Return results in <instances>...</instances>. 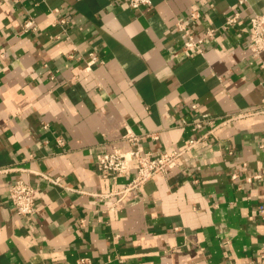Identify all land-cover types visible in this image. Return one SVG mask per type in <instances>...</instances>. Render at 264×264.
I'll list each match as a JSON object with an SVG mask.
<instances>
[{
    "label": "crops",
    "instance_id": "crops-1",
    "mask_svg": "<svg viewBox=\"0 0 264 264\" xmlns=\"http://www.w3.org/2000/svg\"><path fill=\"white\" fill-rule=\"evenodd\" d=\"M237 9L204 55L182 49L178 20L197 10L202 33ZM262 11L264 0H0V264H264V179H247L264 168V113L213 133L203 117L262 105L264 51L248 47ZM127 133L155 153L200 141L119 200L129 177H103L96 155L133 147ZM17 179L39 187L33 218L9 199Z\"/></svg>",
    "mask_w": 264,
    "mask_h": 264
},
{
    "label": "built area",
    "instance_id": "built-area-1",
    "mask_svg": "<svg viewBox=\"0 0 264 264\" xmlns=\"http://www.w3.org/2000/svg\"><path fill=\"white\" fill-rule=\"evenodd\" d=\"M128 6L133 9H142L145 6L151 5L152 0H124ZM243 4L244 0H240ZM200 17V13L194 10L186 20H178L176 22V30L183 36L182 49L185 52L193 54L204 55L206 51V44L217 33L221 31H229L236 27L241 19V9H237L233 14L226 17V19L218 26L210 27L202 33H196L192 27V23L196 22ZM251 34L248 39V47L251 54L255 58L261 57L264 51V11L254 13L250 17ZM25 28H34V22L27 20ZM97 60L95 52L90 53V59L87 61V69H91L93 64ZM195 108L196 105H193ZM264 113V99L263 103L259 107H253L248 109H242L232 113H228L222 117H219V122L216 119L209 117L207 113L203 114V117L210 123L214 124V127L210 130L213 133L215 128L231 121L237 120L242 117H246L251 114ZM47 125H45L46 127ZM123 137L127 139L133 147L126 150L114 149L112 151L100 150L96 155V166L100 174L103 177L113 179L114 183H117L118 178L129 177L127 182L122 186H117L111 193L117 199L122 200L126 195L145 184L154 175L160 172H168L170 169L176 167L184 155L187 149L193 147L200 141V138L190 139L188 145L185 148L174 149L172 151L162 150L159 152H153L144 149L141 144V137L134 133L124 134ZM157 138V135H153ZM57 143L61 146L65 145L63 137H57ZM9 169H0V173ZM235 178L236 175H233ZM53 183H59L58 179L49 178ZM249 181L254 179H264V168L259 170L252 176L247 177ZM9 199L13 208L21 216L27 218H33L38 212L36 194L39 190L37 184H34L30 180L17 179L13 181L8 188ZM264 203V198H263ZM260 218L264 222V204L259 211ZM78 264H94L89 257H81L78 260Z\"/></svg>",
    "mask_w": 264,
    "mask_h": 264
}]
</instances>
